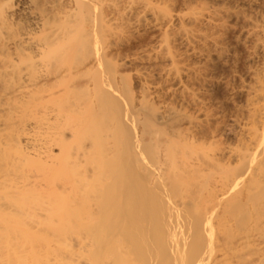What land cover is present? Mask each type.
<instances>
[{
    "label": "bare ground",
    "instance_id": "1",
    "mask_svg": "<svg viewBox=\"0 0 264 264\" xmlns=\"http://www.w3.org/2000/svg\"><path fill=\"white\" fill-rule=\"evenodd\" d=\"M119 2L0 0V264H264V12L236 142L179 147L116 80Z\"/></svg>",
    "mask_w": 264,
    "mask_h": 264
},
{
    "label": "rangeland",
    "instance_id": "2",
    "mask_svg": "<svg viewBox=\"0 0 264 264\" xmlns=\"http://www.w3.org/2000/svg\"><path fill=\"white\" fill-rule=\"evenodd\" d=\"M119 1L104 33L116 80L130 91L134 106L140 107L144 91L150 104L175 108L186 118L174 128L181 133L176 138L174 129L162 128L179 147L233 145L235 120L258 62L240 29L244 16L263 14L264 0ZM186 32L195 35L189 44ZM175 71L180 77L173 80Z\"/></svg>",
    "mask_w": 264,
    "mask_h": 264
}]
</instances>
